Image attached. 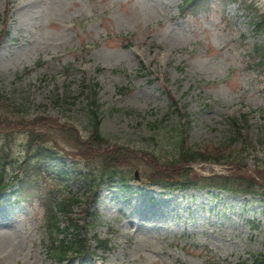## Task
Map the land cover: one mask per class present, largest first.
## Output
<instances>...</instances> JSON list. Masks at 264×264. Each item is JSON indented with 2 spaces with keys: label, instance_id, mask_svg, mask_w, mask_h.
I'll return each instance as SVG.
<instances>
[{
  "label": "rangeland",
  "instance_id": "1",
  "mask_svg": "<svg viewBox=\"0 0 264 264\" xmlns=\"http://www.w3.org/2000/svg\"><path fill=\"white\" fill-rule=\"evenodd\" d=\"M247 4L199 0L180 9L182 0H0V98L14 110L5 113L0 104V114L61 119L86 136L97 109L107 135L154 148L161 161L172 157L170 141L182 133L186 148L211 157L182 165L191 183L243 164L252 174L261 167L263 177L264 63L252 52L262 39L251 20L264 0ZM92 97L98 106L89 107ZM172 99L184 110L170 113ZM25 138L21 133L4 152L19 159ZM77 161L75 153L58 154L42 177L59 192L80 193ZM135 169L126 168L128 187L103 184L95 203L82 196L86 204L74 207L93 247L96 235L111 243L67 264H235L264 253L263 195L169 190L136 181ZM42 196L33 188L20 199L0 196V264H56Z\"/></svg>",
  "mask_w": 264,
  "mask_h": 264
},
{
  "label": "trees",
  "instance_id": "2",
  "mask_svg": "<svg viewBox=\"0 0 264 264\" xmlns=\"http://www.w3.org/2000/svg\"><path fill=\"white\" fill-rule=\"evenodd\" d=\"M255 24V31L264 35V11L256 13L253 20ZM253 52L258 56V61L264 63V42L255 44ZM4 102V97L0 98V104L3 111L8 112L7 105ZM7 116L0 114V187L6 188L17 181L21 177L26 178L29 182L33 181L37 176L36 172L46 170L48 159L54 157L56 152L68 150L67 146L77 150L82 159L86 161V168L89 175L86 185L90 187L91 200H94L97 188L104 181H113L115 177H119L120 181L124 183L123 170L126 166L135 165L136 157H146L148 161H144V168L147 175L152 181L164 184L166 186L178 185L186 186L191 183V177L186 175L188 168L183 167L185 163L191 161L208 160L211 157L204 152L195 151L194 148L185 146V141L182 137L175 138L174 149L175 156L173 160L161 161L152 152L145 149H136L130 147L127 143L120 142L108 136L101 130L96 117L91 122V130H89L88 138L82 140L77 130L68 123H59L51 119H44L43 116L34 119L28 118V113L21 116V120L13 121L11 119H4ZM246 119V116H245ZM247 120V119H246ZM46 127L43 132H35L41 126ZM21 127H23L21 129ZM55 128L53 134L48 132V129ZM21 129V130H18ZM24 131L26 139L24 142L25 152L22 153L19 161L12 158L11 155L5 153L6 144H11L16 132ZM94 151V152H88ZM221 160V157H217ZM15 163V166L9 172V166ZM239 174L233 176H216L210 178L212 183L217 187L228 189H238L249 191L252 193L262 192L260 188H264V176L260 177L259 173L262 168L256 170V174H252L251 169L247 168L245 164L238 166L236 170ZM43 173V172H42ZM264 174V172H263ZM186 175V176H185ZM5 177H8L11 182H5ZM176 178V180H172ZM78 198H74L75 202ZM71 207L65 199H61L56 206L52 207L51 216L48 219L47 228L52 233L56 231L59 233L61 228L60 217L57 214L58 210L69 214ZM70 219L72 217L70 216ZM74 227L78 224L72 222ZM69 226V225H68ZM50 247L48 252L50 255L60 262L67 257L82 256L92 251L90 245L87 244L86 238L81 233L74 234L73 238H61L59 243H56V238L50 240ZM107 244L106 240H98V245ZM240 264H248L242 262ZM252 264H264V254L254 258Z\"/></svg>",
  "mask_w": 264,
  "mask_h": 264
}]
</instances>
